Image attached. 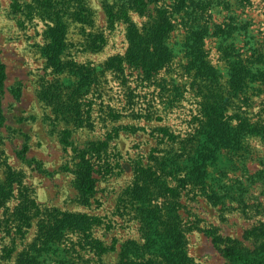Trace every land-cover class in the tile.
Instances as JSON below:
<instances>
[{"label": "rangeland", "instance_id": "1", "mask_svg": "<svg viewBox=\"0 0 264 264\" xmlns=\"http://www.w3.org/2000/svg\"><path fill=\"white\" fill-rule=\"evenodd\" d=\"M82 1L93 12L92 33L102 35L104 43L95 50L79 24L68 22L63 61L74 60L94 68L95 78L104 71L105 77L98 87L88 89L78 122L57 105L53 95L57 89L76 84L79 74L73 75L64 67L54 69L49 63L45 53L47 28L31 9V0H0V62L5 74L0 89V264L30 261V255L35 254L30 245L40 233L39 221L45 210L95 221L88 219V232L75 228L58 250L40 253L36 260L41 264H57L60 260L65 264H235L220 253L223 245H234L243 253L264 244V80L252 82L248 99L241 103L245 110L242 116L253 123L254 129L244 135L242 144L219 150L208 162L204 187H188L180 193L178 212L185 230L175 246L167 248L164 236L148 241L135 210L122 208L123 194L134 178V163L138 160L146 164L150 154L172 145L163 143L157 126L169 125L182 136L191 131L189 123L198 98L195 88L185 83L184 65L191 58L188 46L201 24L199 16L204 14L202 23L206 22L209 29L203 39L204 49L224 77L227 64L220 51L222 45L249 49L248 54L262 72L264 0H142L144 12L139 0L136 4L134 0ZM109 4L117 12L132 6L127 9L128 15L140 31L160 11H178L176 29L166 41L175 55L174 62L157 76L172 80L167 85L170 89L177 81L185 85L184 97L174 106L168 103L167 89L160 92L157 87L152 93L153 85L141 84L137 68L126 65L125 78L105 69V61L127 50V24L119 18L110 24ZM224 23L234 31L214 35ZM149 105L155 113L151 119L131 111L132 107L144 114L143 109ZM116 113L121 117L112 116ZM159 117L162 120L156 121ZM117 126L121 128L115 134L112 130ZM65 131H71L67 138L73 142L71 146L62 141ZM101 142L108 143L111 168L109 173L102 170L95 175L97 191L83 197L74 184L73 163L80 150ZM25 146L28 148L21 158L18 153ZM24 198L40 212L28 227L16 219ZM214 235L219 237L215 243Z\"/></svg>", "mask_w": 264, "mask_h": 264}, {"label": "trees", "instance_id": "2", "mask_svg": "<svg viewBox=\"0 0 264 264\" xmlns=\"http://www.w3.org/2000/svg\"><path fill=\"white\" fill-rule=\"evenodd\" d=\"M137 1L134 0V4ZM242 1L248 0H239V2ZM138 4L142 8L141 12H144L146 8L143 1L139 0ZM30 6L39 19L45 21L47 28L45 53L49 63L54 69L60 70L64 67L69 70V73L73 75L77 73L80 76L76 84L54 91L53 99L60 108L70 114L72 119L81 122L87 91L90 87H98L102 81L104 82V79L102 80L104 71L100 73L99 78L98 75L95 78L94 68L77 64L74 60L63 61V56H66L64 51L68 45L66 27L68 22L79 24L80 29L86 33L85 38L88 41L91 39L92 48L99 49L104 43V38L102 35H94L91 31L93 12L82 0H31ZM131 7L128 6L123 11L117 12L114 11L113 4L107 5L110 24H113L115 18L127 24V50L124 55L109 58L104 62V67L123 75L126 65L137 68L141 73V84L144 82L147 86L153 85L152 93L157 87L160 88V92L167 89L168 103L174 106L180 100L179 98L184 97L185 85L177 81L172 83L170 89L167 85L171 84L172 80L158 79L157 76L162 70H168L174 62L175 55L167 47L166 41L176 29L175 18L178 11H160L153 22L140 31L128 15ZM199 17L201 24L197 26L194 41L188 46L191 58L186 66L184 65L188 78L185 83L195 88L194 95L198 98L197 109L191 115L189 123L191 131L182 136L181 132L172 130L169 125L157 126L155 129L161 133L163 143L172 145L168 144L167 149L150 154L146 164L137 160L134 163V178L131 186L123 194L122 208L135 210V214L140 218L141 228L148 236V241L155 236H164L167 240V248L175 246L184 237L183 220L178 212L180 193L188 187H204L208 162L219 153V150L233 149L242 144L244 135L254 129L253 123L251 124L246 117L242 116L245 110L241 108V103L248 99L246 94L251 88V83L264 80V71L261 72L255 65L252 54H248L249 49H227V45L220 46L221 54L227 64V76L224 77L223 72L212 64L208 52L204 49L203 39L208 35L209 29L205 25L206 22L202 23L204 14ZM233 19L236 18L233 17ZM233 31L231 25L224 23L213 34L218 36V34L227 32L230 34ZM4 77V65L0 62V89L3 87ZM131 91L132 88L130 93ZM47 95L44 93L43 97L48 98ZM151 107L153 106L149 105L144 108V114L140 113L142 110H134L132 107L131 111L151 119L155 114L150 110ZM112 116L119 118L121 114L116 113ZM1 119L0 113V121ZM161 120L160 117L156 119V121ZM119 128L121 127L117 126L112 131L116 134ZM63 135L65 137L62 141L65 145H73V142L67 141L71 131H65ZM94 145L92 143L89 148L80 150L75 158L77 161L73 163L74 184L83 197L91 196L97 191L95 175L102 170H105L104 174L109 173L108 170L111 168L107 153L108 143H96V147ZM27 148L28 146H25L18 153L21 158ZM159 199H161L160 202ZM19 205L16 219L21 226L28 227L30 220L37 217L40 212L36 205L32 201H27L26 198ZM41 214L44 217L39 221L40 233L33 243L35 245H30L35 254L30 255V261L27 264H41L36 257H39L42 252L51 248L58 250L61 242L65 237L70 236L72 231L75 232V228L88 232L90 229V226L87 227L88 219L95 221L91 217L76 214L58 216L47 210ZM62 224L64 227L61 226ZM218 240L219 237L214 235L212 241L215 243ZM263 247L262 243L260 247L241 253L234 245H223L220 253L225 259L235 264H264ZM57 264H65V261L60 260ZM123 264H134V262Z\"/></svg>", "mask_w": 264, "mask_h": 264}]
</instances>
